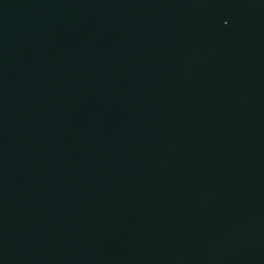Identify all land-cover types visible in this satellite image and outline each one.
Instances as JSON below:
<instances>
[{"label":"water","instance_id":"1","mask_svg":"<svg viewBox=\"0 0 264 264\" xmlns=\"http://www.w3.org/2000/svg\"><path fill=\"white\" fill-rule=\"evenodd\" d=\"M0 264H264V0H0Z\"/></svg>","mask_w":264,"mask_h":264}]
</instances>
